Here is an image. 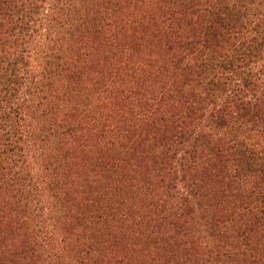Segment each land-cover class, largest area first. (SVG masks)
I'll use <instances>...</instances> for the list:
<instances>
[{
  "label": "trees",
  "instance_id": "1",
  "mask_svg": "<svg viewBox=\"0 0 264 264\" xmlns=\"http://www.w3.org/2000/svg\"><path fill=\"white\" fill-rule=\"evenodd\" d=\"M0 264H264V0H0Z\"/></svg>",
  "mask_w": 264,
  "mask_h": 264
}]
</instances>
